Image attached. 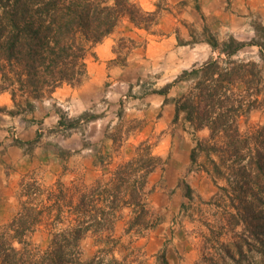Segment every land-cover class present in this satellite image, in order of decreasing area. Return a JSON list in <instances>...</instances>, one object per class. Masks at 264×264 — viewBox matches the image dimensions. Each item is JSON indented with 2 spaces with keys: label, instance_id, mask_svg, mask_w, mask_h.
Segmentation results:
<instances>
[{
  "label": "trees",
  "instance_id": "16d2710c",
  "mask_svg": "<svg viewBox=\"0 0 264 264\" xmlns=\"http://www.w3.org/2000/svg\"><path fill=\"white\" fill-rule=\"evenodd\" d=\"M162 9L157 4L146 10L138 0H0V95L11 97L8 113L34 116L38 101L63 85H80L88 55L108 37L117 36V62L125 64L147 44L134 33L166 36ZM252 27L250 42L233 35L220 41L205 27L202 42L212 55L176 80L190 83L175 99L173 120L192 135L189 171L203 170L217 186L210 200L195 201L193 188L183 182L189 202L181 212L200 240L197 264H264V125L241 129V121L264 106V24ZM248 46L258 48L256 58L240 56ZM97 118L84 113L70 126L63 118L59 124L75 128ZM100 163L105 172L92 179L58 178L47 186L32 177L22 186L17 212L0 230V264H144L137 242L163 221L148 202L150 176L166 161L143 141L127 161L110 168L100 156ZM41 227L51 235L45 248L31 241ZM86 237L95 247L88 258ZM158 261L169 264L167 249Z\"/></svg>",
  "mask_w": 264,
  "mask_h": 264
},
{
  "label": "rangeland",
  "instance_id": "374dc122",
  "mask_svg": "<svg viewBox=\"0 0 264 264\" xmlns=\"http://www.w3.org/2000/svg\"><path fill=\"white\" fill-rule=\"evenodd\" d=\"M138 1L146 10L161 5L160 30L166 36L134 33L138 42L146 39L147 44L133 50L125 64L117 62V36L104 39L87 57L83 82L75 87L63 85L51 98L38 101L34 116L9 114L11 97L0 96V106L6 108L0 110V230L13 219L21 188L32 177L47 186L58 178L65 183L81 175L92 179L105 172L100 156L113 168L148 141L166 163L150 176L153 190L148 202L163 221L137 242L145 253L144 264H160L162 249H167L169 264H197L200 240L191 232V219L181 212L189 202L183 182L193 188L195 201L210 200L217 186L203 170L189 171L192 135L182 121L173 120L175 99L187 92L190 83L176 80L212 55L210 45L202 42L205 27L220 41L233 35L250 42L255 37L252 23L264 24V0ZM257 55L256 46L240 53L241 57ZM167 84H173L168 93H160ZM84 113L98 118L75 128L59 124L63 118L70 126ZM263 125L264 106L241 121L244 132ZM49 232L41 227L31 241L45 248ZM82 248L84 257H90L95 250L93 239L84 238Z\"/></svg>",
  "mask_w": 264,
  "mask_h": 264
},
{
  "label": "crops",
  "instance_id": "0c3cea01",
  "mask_svg": "<svg viewBox=\"0 0 264 264\" xmlns=\"http://www.w3.org/2000/svg\"><path fill=\"white\" fill-rule=\"evenodd\" d=\"M202 4H203V2H202ZM5 94H8V93H4V94H2V95H5ZM2 95H0V96H2Z\"/></svg>",
  "mask_w": 264,
  "mask_h": 264
}]
</instances>
